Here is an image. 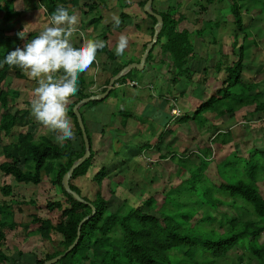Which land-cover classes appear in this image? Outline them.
Here are the masks:
<instances>
[{"label":"trees","instance_id":"trees-1","mask_svg":"<svg viewBox=\"0 0 264 264\" xmlns=\"http://www.w3.org/2000/svg\"><path fill=\"white\" fill-rule=\"evenodd\" d=\"M15 1L0 0V10L5 9L8 14L15 13ZM39 1L49 15L57 6L67 8V0ZM146 1L144 0L143 4ZM207 1L210 3V0ZM230 1L233 3L236 25L240 32H245L242 6L239 0ZM154 10L163 16L164 25L147 59L152 56L155 45L160 43L163 52L170 54L173 67L182 69L194 55L191 32L188 29H178L182 18H176L174 9ZM147 15L154 21L153 35L157 20L148 13ZM23 29L21 24L18 27L15 26L14 21L7 32ZM26 33L28 39L33 38V32ZM26 40L27 38L19 40L18 37L11 39L10 35L3 39L1 36L0 63L4 61L9 52L17 47H23ZM245 50V45H241L238 59L227 67L228 74L224 79L223 87L213 91L195 108L192 114L186 112L181 118L182 122L194 121L200 117L206 121L204 113L208 112L220 116L228 113L234 115L244 108L246 110L244 119L255 116L259 119L264 118V101L259 99V93L256 92L257 84L244 82L242 78L246 58ZM221 65L218 62L216 66L218 71H221ZM185 69L189 72L188 66ZM10 73L19 76L20 69L7 64L0 67V105L3 109L0 113V140L3 135L11 136V131L15 126H29V129L20 132L16 141L1 146L6 160L0 164V171L12 176L18 182L35 185L41 184L45 176L51 175L52 183L58 186L61 195L41 203L33 199L23 202L37 205L48 213L58 210L60 213L55 218L52 215L43 217L38 213H32L29 221L19 222L14 219L13 209V213L10 212V205H0V214L2 213L0 217V264L9 260L2 244L10 233H13L10 236L16 235V229L22 226L28 235L39 234L44 241L52 239V232L61 235L59 243L62 249L47 252L44 258L37 260V264H42L45 260L63 253L74 242L78 235L80 221L92 212L89 204L75 199L62 185L64 174L85 150L82 130L73 112V106L84 96L82 95L69 107L70 116L74 119L75 132L80 138V146H75L70 141L57 144L47 136L35 139L33 135L35 129L32 131L35 124L29 120V113L19 114L10 110L13 95L2 86ZM127 74L118 81H123ZM172 80L176 83L178 81L177 77H173ZM91 102H96V100ZM227 134L228 131H220L215 137L223 136L222 143H225ZM212 152V146L203 150L204 164H207L205 157L211 155ZM93 156L92 152L91 156L74 170L70 186L96 207V213L83 223L77 245L57 263L248 264V259H255L258 264H264V239L261 240L264 235V196L258 185L259 179L264 176V150L251 148L247 155L231 153L230 157L217 164L219 176L216 178L208 176L201 166L192 162L187 163L186 161L183 165L182 159L187 156L180 155V158H177V164L179 163L177 174L181 176L188 171L189 176L174 188L173 191L176 192L166 194L162 202L152 195L146 198L141 205L126 203L125 206H120L116 210H110V201L104 196L103 185L107 176L105 167L100 168L94 176L97 182L94 197L88 198L82 195L80 189L73 183L77 177L87 174L92 165ZM170 156L175 159L177 155L172 153ZM20 163H23V168ZM180 187L187 191L188 196L184 197L183 193H180ZM0 191L8 196L12 192V187L4 185L0 187ZM113 193L112 188L110 194ZM221 205H230L240 211L235 215L216 217L204 209L206 207L218 209ZM4 209L10 210L7 216L12 217L11 222H7L9 220L7 216L3 217ZM216 224L222 227L223 231H220ZM237 246L244 248L250 258H246L247 254L242 252L237 261L233 262L229 251Z\"/></svg>","mask_w":264,"mask_h":264},{"label":"rangeland","instance_id":"rangeland-1","mask_svg":"<svg viewBox=\"0 0 264 264\" xmlns=\"http://www.w3.org/2000/svg\"><path fill=\"white\" fill-rule=\"evenodd\" d=\"M24 1L26 2V0H17V2L14 3V9L17 10H15L16 13L8 14L5 9L0 11V38L3 35L1 33L2 27L4 29V33L7 35L9 34L11 39L13 37H18L19 40H21L18 36L20 31L7 32V30L10 29L14 21L15 26L18 27L21 24L24 27L23 22L25 21V16L22 19L21 10V8H23ZM30 1H34L36 3L38 0ZM174 2L175 0H172L170 4L174 5ZM177 2L185 3L184 10H186V14L191 21L197 17L203 18L201 22L196 25L197 27L199 26L200 28H203V30L201 32H191L190 36L192 43H195L197 37L202 39V41L198 40L197 55L193 57L194 59H189L188 64L185 66L187 68L188 65L190 73L186 71L185 67H182L183 72L181 68L176 69L173 67L174 65L171 64L173 71L169 72L174 78L177 77V83L172 79L169 81L163 77V79L166 80V83L164 84L163 79L161 80L160 77L152 78V81L155 84L154 90L157 91V94L161 95L166 93L170 96H174L173 93L180 91L178 93H187V97L184 99L185 103H189L193 100L196 107L199 106L213 91L223 87L224 79L228 74L226 71L227 67L232 65V63L238 59L239 47L244 44L246 47V58L244 60L242 78L244 82H255L257 84L256 92L259 93V99L264 101V0H239L243 11L242 19L245 32H240L236 25L233 12L234 9L232 7L233 3L230 0H214L212 6H208L206 11H204V8L200 6L207 4V0H177ZM248 9H250V11H247ZM32 20L33 19H31V21ZM30 26L33 27L34 25ZM31 27H29L28 30ZM226 38L227 41H225ZM168 57L170 58V55ZM218 62L222 64L221 71L216 69ZM153 67L154 69L156 68L155 66H151L149 70ZM144 74L150 77L147 72L140 73L139 70L133 68V71L129 76L138 80V85H141L144 83ZM17 78V76L9 78V86L6 84L7 82H3L2 84V86L6 85L5 87L11 89L9 90L10 92H13L12 90L19 91L18 95H15L16 97L11 99L10 110L13 113L17 111L21 113L19 108H22L23 111L24 108L28 106L23 102L24 97H29L28 93L24 89L28 76L24 74V77H22L24 79ZM28 80L30 81V79ZM19 82L22 86L20 90V85L18 84ZM191 88L194 89V98L190 97V91H192ZM188 90L189 92H187ZM114 92L116 93L117 90L114 89L111 95H113ZM182 97H184V95L180 96V98ZM184 110L192 114L195 107L191 106L190 108H184ZM2 111L3 109L0 105V113ZM98 113L100 114L101 112L98 111ZM245 113V108L238 110V112L234 115L228 113L225 116L208 112L204 113L206 121L200 117L194 121L191 120L190 122H181L185 123V125H183V129L180 130L181 133L176 135L178 137V140L176 141L177 145L171 146L174 143L171 142L170 146H160L159 148L163 149L162 154H166L164 161L160 160L157 162V159L153 160V162L147 161L150 166L146 169H139L138 166L120 168L117 163L127 161L125 159L130 158L134 152H129L128 149L132 150L135 146L128 145L127 148L123 146L121 147V152H119L118 148H116L118 146H114L116 152L111 153V156L109 155L104 167L106 168L107 174H111L112 176L111 168L117 165L118 172L119 170L123 171V176L121 178L123 185L121 186L118 184L116 178L113 176V178L111 177L112 179L110 183H104V196L110 201V210H116L120 206L123 207L126 203L129 205H141L146 198L152 195L162 202L166 194H170L175 187H178V185L182 183L184 178L189 176L188 171L184 172L181 176L177 174V170L179 169L177 158H180V155L187 156L182 159L184 162L183 165H185L186 161L187 163L192 162L197 166H201L204 169L205 174L212 178H216L219 176L217 164L230 157L231 153L237 152L239 155H247L248 150L251 148L264 150V118L259 119V117L255 116L249 117L247 118L249 120H247L244 119ZM98 117H100V115H98ZM100 120L102 122L104 121L107 127H111L114 121V119L111 120L107 117L106 112L102 118L100 117ZM138 121L142 122V119H139ZM35 128L36 126H34L32 131H34ZM171 128L172 130L169 129V131H174L175 127ZM220 131H228L227 136H225L227 139L225 143H222L223 136L215 137V135H217ZM111 132L115 135V138L119 135V133L115 130H112ZM10 135L11 137L3 135L2 140H0V164L6 160L1 146L11 140H16L17 131L16 133ZM167 136L168 135H163L157 139L163 140V137L166 138ZM54 140L53 142L56 143ZM209 146H212L213 152L211 155L205 157L207 164H204L203 150H206ZM145 150L148 149L145 148ZM118 152L122 155L121 159L118 156ZM142 152H144V150ZM172 153H176L177 156L175 159L170 156ZM147 155L150 156L149 151L147 152ZM155 157L157 158L158 155ZM137 162L142 163L139 158L137 159ZM122 165L127 164L123 163ZM20 166L23 168V163H20ZM118 175L120 174H117L116 176ZM51 179V175L45 176L41 184L34 185L33 183L16 182L12 176L5 175L0 171V187L4 185L12 187V193L9 196L3 195L0 191V205L7 204L11 206V211L9 209L3 210V217L6 218L8 211L13 213V209L15 212L14 219L19 222L29 221L32 213H38L43 217L52 215L55 218V216L60 213L58 210L48 213L45 209L37 207V205L23 203L24 201L31 199L35 200L37 203H41L49 198L59 197L61 195V191L58 186L52 183ZM90 182L91 184L89 185V188L83 189V192L89 197H94L97 182L95 180ZM16 184L17 187L15 186ZM119 185L121 186L120 188L118 187ZM258 185L264 196V176L259 179ZM112 188L114 193L110 194ZM179 189L180 193H183L184 197L188 196L187 191H185L183 187H180ZM174 192L176 191H173V193ZM19 208H21L22 211L19 210ZM204 209L205 211L211 212L212 215L216 217L235 215L240 211L238 208L230 205H221L218 209L207 207ZM1 216L2 213L0 214V217ZM7 219H9L7 222H11V220H13L10 216H7ZM216 225L220 231H223L222 227L218 224ZM25 231L26 230L23 226L18 227L15 231L16 235L10 236L13 234L10 233L2 244L3 250L9 256V260L4 264H37V260L44 258L47 252L62 249V246L59 243L61 235L56 232H52L51 240L44 241L39 234L28 235L27 231ZM263 239L264 235L261 237V240ZM242 252H245V249L240 246H237L229 251L233 262L237 261ZM245 254H247L246 258H250L249 253L245 252ZM248 261V264H258L255 259H248Z\"/></svg>","mask_w":264,"mask_h":264},{"label":"crops","instance_id":"crops-1","mask_svg":"<svg viewBox=\"0 0 264 264\" xmlns=\"http://www.w3.org/2000/svg\"><path fill=\"white\" fill-rule=\"evenodd\" d=\"M171 1L172 0H154L153 9L164 11L168 8H173L175 10L176 18H182L178 24L179 30L188 29L190 32H199L200 30H203V28H200L199 26L198 28L196 26L203 18L197 17L191 21L186 14V10H184L185 3L182 2V4L175 0V4L172 5L170 4ZM15 2H17V0ZM213 2L214 0H210V3L208 2L204 7H202L203 5L200 7L204 8L203 10L206 11L208 6H212ZM143 3L144 0H67L66 3L67 9H69L70 12L74 10L75 13L79 15V29L84 33V37L89 39H101L106 41L108 45L98 52V63L94 62L89 71L80 75L79 91L71 98L68 105L69 110L70 105L79 100L82 95L84 97L81 99L108 92L104 98L96 99V102H91L92 100L88 101L82 104L79 108L94 156L92 165L87 174L77 177L73 180V183L80 189L82 195L88 198L91 197L84 194L83 189L89 188V185L91 184L90 181H93L94 176L99 169L104 167L109 155L116 152L114 146H118L116 148H118L119 152H121V147L123 146L125 148H127L128 145L135 146L132 150L128 149L129 152H134L130 158L125 159L127 161L123 162L127 165H122V162L117 163L120 168L138 166L139 169H146L150 166L147 161L153 162L155 159H157V162L160 160L164 161L166 154H162L163 149L159 147L170 146L171 142H174L171 146L177 145L176 141L178 140V137L176 135L181 133L180 130L183 129V125H185V123H181L182 116L187 112L184 108H190L191 106L196 108L193 100L189 103L184 102L187 93H178L180 92L178 91L173 93L174 96H170L166 93L158 95L157 91L154 90L155 84L152 81L153 77H160L161 80L164 77L169 81L173 78V75L170 74V72L173 71V67H171V64H173L172 58L171 56L170 58L168 57L170 55L169 53L163 52L160 43L158 45L156 44L157 46L155 45L152 56L149 59L146 58L145 64L142 68L134 67L139 70L140 73L147 72V74L150 75L149 77L144 74L145 77L143 84L138 85V80L129 76L133 71L132 69L128 72L123 81H118L119 79L116 80L112 85V88L107 91L110 88V81L114 75L118 74L126 65L139 63L141 61L147 44H149L153 38L152 28L154 21L147 15L144 10L145 4ZM23 4L21 10L22 19L25 16V21L23 22L24 28L26 32H33V37H35L44 27L50 24L51 15L47 13L45 7L39 0L36 1V3L34 1L26 0ZM113 16H118L120 18L121 24L119 27L113 26ZM31 19L33 20L31 21ZM20 21L22 22L21 19ZM30 25L34 26L31 27ZM29 27L31 28L28 30ZM1 29V33L3 34L2 38L4 39V37L9 34L7 35L4 33L2 27ZM122 32L129 36V45L122 56H117L115 54V45ZM74 40L77 42V47L83 43V38L79 37V35L74 37ZM198 40L202 41V39L198 37L196 38L195 43H193L194 55L190 59L197 55ZM225 41H227V38ZM151 66H155L156 68L154 69L153 67L149 70ZM14 76L17 75L10 73L4 82H7L6 84L9 86L8 79L13 78ZM17 77V79H24L22 78L24 77V73L21 69L20 75ZM28 79L30 78L28 77ZM28 79H26L24 89L29 97L23 98V102L28 106H26L23 111L22 108H19L21 113H19V111L17 112L19 114H23L24 112L29 113V120L33 121L35 124L34 126H36L33 133L35 139H39L40 136H48L54 140L57 133L41 125L31 114V100L34 98V90L38 86V82L34 79H30V81ZM129 82H136V85L132 86ZM163 82L165 84L166 80L163 79ZM18 84L20 85V90L22 86L20 82ZM5 86L3 85V87ZM5 89L11 90L8 89V87H5ZM114 89L117 90V92H114L113 95H111ZM191 89L190 97L194 98V89ZM12 91L11 94L13 95V99L16 97L15 95H18L19 91ZM187 92H189V90ZM182 95H184V97L180 98ZM174 108L177 109L179 114L173 115L172 110ZM98 111L102 114H99ZM105 112L108 118L111 120L114 119L111 127H107L106 123L100 120V117L102 118ZM68 115L73 124V130L75 133L74 139L65 140L63 143H58L56 139L54 141L58 144H64L66 141H70L75 146H79L80 138L75 132L74 119L70 116L69 111ZM98 115H100V117H98ZM139 119H142V122L138 121ZM28 127L15 126L12 129L11 134L16 133L17 131L18 136L20 132H25L26 129H29ZM171 127H175L174 131H169V129L172 130ZM112 130L119 133L117 138L112 134ZM163 135L168 136L166 138L163 137V140L157 139ZM16 140H11L9 142ZM145 148L148 150H145ZM143 150L144 152H142ZM148 151L150 152V156L152 155L151 157L147 155ZM157 155L158 157L156 158L155 156ZM118 156L120 159L122 158V155L119 154ZM138 158L142 163L137 162ZM117 165L111 168L112 176L116 178L118 184L122 186L123 182L121 181V178L123 176V171L119 170L118 172ZM117 174L120 175L116 176ZM112 176L111 174H107L106 180L104 181L110 183L113 178ZM120 185L118 186L119 188L121 187ZM15 186L17 187V184Z\"/></svg>","mask_w":264,"mask_h":264},{"label":"clouds","instance_id":"clouds-1","mask_svg":"<svg viewBox=\"0 0 264 264\" xmlns=\"http://www.w3.org/2000/svg\"><path fill=\"white\" fill-rule=\"evenodd\" d=\"M113 26L121 20L113 16ZM80 18L75 11L57 6L50 16V24L34 38L28 39L25 28L18 33L26 43L7 54L0 67L7 64L20 68L26 76L38 82L31 100V113L41 125L56 132L58 143L74 139L75 133L68 105L79 91V77L98 63V52L107 47L101 39H89L79 29ZM79 35L83 43L76 46L74 37ZM129 45V36L120 33L115 54L122 56Z\"/></svg>","mask_w":264,"mask_h":264},{"label":"water","instance_id":"water-1","mask_svg":"<svg viewBox=\"0 0 264 264\" xmlns=\"http://www.w3.org/2000/svg\"><path fill=\"white\" fill-rule=\"evenodd\" d=\"M153 1L154 0H147L145 5H144V10L146 11V13H148L149 15L153 16L156 18V24L154 26V34H153V38L151 40V42L149 44H147L146 49L144 51V54L142 56V59L139 63H131L126 65L118 74L114 75L113 78L110 81V88L107 90L109 91L112 88V85L114 84V82L118 79H120L122 76H124L125 74H127L130 70H132L134 67L137 68H142L145 64L146 58L150 52V50L152 49V47L154 46V44L157 42L158 40V35L160 33V31L163 28L164 25V19L163 16L159 13H157L154 9H153ZM108 92H104L103 94H99V95H92L89 97H85L83 99H81L80 101H78L74 107H73V111L77 117V121L79 123V126L82 130V136H83V140H84V145H85V150L84 153L81 157H79L77 160H75L72 165L70 166V168L68 169V171L64 174L63 178H62V185L64 187V189L73 195V197L75 199H77L80 202L89 204L92 208V212L91 214L85 216L79 223L78 226V232H77V237L74 240V242L68 246V248L61 254L52 257L50 259L45 260L42 264H55L57 263L62 257H64L67 253L70 252V250L72 248H74L79 240L80 234H81V227L83 225V223L88 220L89 218H91L92 216L95 215L96 213V207L88 200L84 199L78 192L74 191L71 186H70V180L72 178V175L74 173V170L79 167L87 158H89L91 156L92 153V147H91V143H90V139L88 136V133L86 131V127H85V123L84 120L82 118L81 112H80V106L88 101L91 100H96V99H102L107 95Z\"/></svg>","mask_w":264,"mask_h":264},{"label":"built area","instance_id":"built-area-1","mask_svg":"<svg viewBox=\"0 0 264 264\" xmlns=\"http://www.w3.org/2000/svg\"><path fill=\"white\" fill-rule=\"evenodd\" d=\"M129 84L133 86V85H136V82H135V83H134V82H129ZM172 113H173V115H177V114H179L176 108H174V109L172 110Z\"/></svg>","mask_w":264,"mask_h":264}]
</instances>
